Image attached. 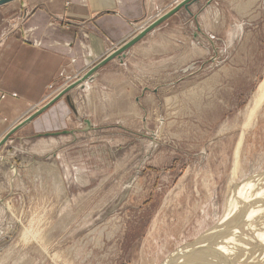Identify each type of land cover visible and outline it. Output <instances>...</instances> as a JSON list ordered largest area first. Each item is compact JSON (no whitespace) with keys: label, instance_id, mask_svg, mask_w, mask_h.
<instances>
[{"label":"rangeland","instance_id":"374dc122","mask_svg":"<svg viewBox=\"0 0 264 264\" xmlns=\"http://www.w3.org/2000/svg\"><path fill=\"white\" fill-rule=\"evenodd\" d=\"M100 68L92 117L0 145V264H184L227 206L264 210V0H194Z\"/></svg>","mask_w":264,"mask_h":264},{"label":"crops","instance_id":"0c3cea01","mask_svg":"<svg viewBox=\"0 0 264 264\" xmlns=\"http://www.w3.org/2000/svg\"><path fill=\"white\" fill-rule=\"evenodd\" d=\"M178 1L8 0L1 3L0 139L113 48L131 38L137 26L141 25L136 33L144 27L142 24L168 11ZM102 68L69 92L76 110L85 111L84 115L89 117L92 116L87 110L95 102L93 95L102 86L99 82ZM101 91L109 95L108 90ZM71 110L78 114L65 96L60 97L19 130L42 134L64 132L66 129L62 128L70 119Z\"/></svg>","mask_w":264,"mask_h":264},{"label":"bare ground","instance_id":"6f19581e","mask_svg":"<svg viewBox=\"0 0 264 264\" xmlns=\"http://www.w3.org/2000/svg\"><path fill=\"white\" fill-rule=\"evenodd\" d=\"M241 4L240 6H242ZM241 8L244 7L242 6ZM145 27L146 26L142 29ZM261 88L262 91L260 90L256 99V106L263 100L264 97V85H262ZM239 145L240 143L238 146ZM236 160H238V157H236ZM235 169L236 168H234L231 172L227 192L229 197L228 201L232 200V203L238 196L236 190L237 181L235 177ZM241 203V211H230L229 206H227L225 217L230 221L228 225H221L217 229V233L214 238L205 243L197 242L190 248V250L186 249L184 252L178 254L174 259H176L177 262L185 264L186 262H192L193 258L202 259L206 254L216 253L217 251L222 250L223 252L218 256L220 259L219 263L264 264V210H261V206H259L260 203L256 204L257 206L246 203L245 200ZM259 218L262 219L259 221ZM219 241H223L224 243L217 244ZM213 247L214 250L212 249ZM194 253L197 254L195 257H193ZM170 262L172 261H169V263Z\"/></svg>","mask_w":264,"mask_h":264},{"label":"water","instance_id":"95a60500","mask_svg":"<svg viewBox=\"0 0 264 264\" xmlns=\"http://www.w3.org/2000/svg\"><path fill=\"white\" fill-rule=\"evenodd\" d=\"M8 0H0V4L3 2H6ZM194 0H181L178 2L174 7L163 13L162 15L155 18L150 24H148L144 29L140 30L138 33L133 35L131 38H129L124 44H122L120 47L115 49L114 51L110 52L106 56H104L101 60H99L96 64L91 66L86 72H84L80 78H78L75 81H72L70 84H68L65 88H63L60 92H58L55 96H53L48 102L43 104L42 106L38 107L36 110H34L31 114H29L27 117H25L23 120H21L18 124L13 126L11 129H9L3 137L0 139V145L3 144L8 137L11 136L13 132L30 122L33 118L38 116L40 113H42L45 109H47L50 105H52L56 100H58L61 96L65 95L67 101L72 105L73 108H75V105L72 104V97L69 91L77 86L78 84L82 83L83 80L91 78L93 73L104 63L109 61L111 58H113L116 55H121L122 52L134 44L137 40H139L143 35H145L149 30H151L154 26H156L159 22L163 21L167 17H169L171 14L175 13L178 9H180L182 6L188 7L191 2Z\"/></svg>","mask_w":264,"mask_h":264}]
</instances>
